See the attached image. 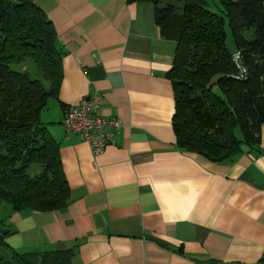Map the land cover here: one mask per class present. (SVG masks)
I'll list each match as a JSON object with an SVG mask.
<instances>
[{"label": "crops", "instance_id": "crops-1", "mask_svg": "<svg viewBox=\"0 0 264 264\" xmlns=\"http://www.w3.org/2000/svg\"><path fill=\"white\" fill-rule=\"evenodd\" d=\"M63 50L57 96L40 121L59 145L69 187L59 210L16 212L3 225L18 253L69 250L70 264H264V124L259 142L213 162L176 147L170 70L150 0H34ZM100 95L119 118L97 156L63 111ZM35 172H38L36 170Z\"/></svg>", "mask_w": 264, "mask_h": 264}, {"label": "trees", "instance_id": "trees-1", "mask_svg": "<svg viewBox=\"0 0 264 264\" xmlns=\"http://www.w3.org/2000/svg\"><path fill=\"white\" fill-rule=\"evenodd\" d=\"M150 1L161 36L176 43L166 75L176 147L221 162L256 145L264 124V0ZM63 55L34 0H0V203L16 212L67 205L59 145L40 121L57 96ZM9 234L1 222L0 264H70L69 250L18 253L5 242Z\"/></svg>", "mask_w": 264, "mask_h": 264}, {"label": "built area", "instance_id": "built-area-1", "mask_svg": "<svg viewBox=\"0 0 264 264\" xmlns=\"http://www.w3.org/2000/svg\"><path fill=\"white\" fill-rule=\"evenodd\" d=\"M233 60L241 69L238 52L234 54ZM244 72L241 69L240 78H244ZM99 100V94L81 99L78 104L63 111L62 119L65 132L80 134L94 156L102 154L107 146L114 144L115 135L122 127L119 118H103L97 114Z\"/></svg>", "mask_w": 264, "mask_h": 264}, {"label": "rangeland", "instance_id": "rangeland-1", "mask_svg": "<svg viewBox=\"0 0 264 264\" xmlns=\"http://www.w3.org/2000/svg\"><path fill=\"white\" fill-rule=\"evenodd\" d=\"M245 38H246L247 40H251V39H252V36H251V34H245ZM226 46H227V48H229V50H231V51L234 50L233 42H232V39H231L230 34H228V36H227V39H226ZM12 67H13V68H18L19 66H18V65H13ZM21 67H22V66H21ZM21 67H20V68H21ZM37 168H39L37 165H33L32 168H30L29 173H30V174H33L32 172H33L35 169H37ZM7 208L9 209L8 204L3 203V202L0 203V224H1V222H3V221H1V220H2L3 218H5V217L8 216V210H7Z\"/></svg>", "mask_w": 264, "mask_h": 264}]
</instances>
